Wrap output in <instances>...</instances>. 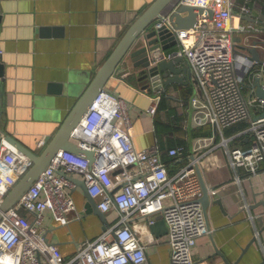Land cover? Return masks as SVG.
<instances>
[{"label": "built area", "instance_id": "1", "mask_svg": "<svg viewBox=\"0 0 264 264\" xmlns=\"http://www.w3.org/2000/svg\"><path fill=\"white\" fill-rule=\"evenodd\" d=\"M253 2V4H252ZM203 8L196 12L194 27L174 30L177 56L190 67L194 95L190 99L193 127L210 125L213 136L202 138L197 149L206 146L224 148L228 162L241 182L240 170L254 177L264 170V101L253 88L256 77L264 88V65L251 58L242 46L256 49L264 61V16L260 0H179L177 6ZM209 11H211V16ZM171 12L157 18L155 28L170 22ZM242 34L239 43L232 37ZM154 56L158 61L168 55ZM123 71L121 77H126ZM151 96L147 109L155 115L164 90H144ZM1 99V97H0ZM125 98L107 88L97 93L84 116L72 130L70 139L95 153L90 161L69 150H59L16 205L0 219V264H152L146 249L165 243L170 264H192V249L197 239L211 234L199 201L201 184L197 175L200 155H194L179 171L169 174L163 160L184 159V146L163 150L157 141L149 148L138 149L135 129ZM244 123L232 136L228 127ZM242 138L247 146H234ZM45 140L36 143L42 150ZM31 161L0 136V203L17 181L28 171ZM60 172L64 175H60ZM83 180L90 197L105 216L116 219L95 239H84L70 258H64L59 246L47 238L44 212L52 210L53 219L62 227L82 220L72 192ZM202 175V174H201ZM214 199L218 188L207 184ZM248 204L243 203L242 208ZM159 215L165 221L163 237L151 234L149 226ZM250 219L253 220L252 216ZM258 238V236H256ZM258 240V239H257ZM259 246L262 247V241Z\"/></svg>", "mask_w": 264, "mask_h": 264}, {"label": "crops", "instance_id": "2", "mask_svg": "<svg viewBox=\"0 0 264 264\" xmlns=\"http://www.w3.org/2000/svg\"><path fill=\"white\" fill-rule=\"evenodd\" d=\"M153 1L0 0L1 135H11L27 149L39 151L37 141L56 134L97 69ZM260 1L264 16V0ZM238 36L243 43L242 34L232 37L239 43ZM123 71L127 72L124 78L120 76ZM134 71L131 59L124 60L106 88L126 99L135 129V146L145 149L157 141L167 150L171 144L185 145L184 159L169 160L163 156L169 174L184 167L190 157L200 155L203 180L219 189L214 198L220 204L211 202L205 212L211 234L197 239L192 264H262L264 248L258 240L263 244L264 231L260 235L259 230L264 225V209L262 205L253 206L264 201V170L249 177L241 169L238 183L224 148L211 150L206 146L193 151L206 135L214 137L213 143L221 138L210 125L188 128L192 116L190 99L195 93L191 79L186 78L184 85L172 84L159 91L161 99L152 116L147 111L151 96L138 86ZM148 90L154 91L151 87ZM234 127L237 126L226 128L224 135L240 131ZM247 143L236 138L230 144ZM75 183L72 196L82 220L62 227L53 219L50 209L43 218L47 238L59 246L65 259L73 256L84 239H95L103 230L102 222L94 214L84 213L86 196L80 184ZM243 203L248 207L241 209ZM110 216L114 219L105 216L108 225L116 219L113 214ZM253 238L255 242L244 251ZM153 249L148 253L152 264H170L165 243L147 248L146 253Z\"/></svg>", "mask_w": 264, "mask_h": 264}, {"label": "water", "instance_id": "3", "mask_svg": "<svg viewBox=\"0 0 264 264\" xmlns=\"http://www.w3.org/2000/svg\"><path fill=\"white\" fill-rule=\"evenodd\" d=\"M179 0H154L146 11H144L124 33L114 50L106 58L107 60L97 69L94 78L86 89L81 93L77 103L70 110L67 117L62 121V124L57 129L56 134L45 137V145L42 150L33 151L27 149L14 137L6 136L17 150L23 153L31 161L28 171L17 181L11 191L5 196L0 203V219L4 214L12 209L17 204L19 199L29 190L31 184L38 179L40 174L46 170V166L59 150H69L83 155L90 161L95 159V153L80 147L70 139V134L73 128L80 123L85 112L96 98L97 93L106 88V84L113 77L116 69L124 63V60L130 58L133 67L135 68L134 76L138 86L142 89L153 88V90H165L172 84L184 85L185 79H191L190 67L183 57L177 56V41L173 35L174 30H184L194 27L196 23V12L199 13L203 8H196L190 5H180L176 8ZM170 14L171 28L168 24H164L160 28H155L154 23L157 18ZM211 16V11H209ZM255 41L251 48L242 46L251 55L254 61L264 65V61L260 58L259 52L256 49ZM168 53V54H167ZM162 54L168 55L167 58H161L154 61V56ZM160 55V56H162ZM1 67V66H0ZM253 88L256 97L264 101V88L260 85L259 78L256 77ZM191 123L189 120L190 128ZM191 129V128H190ZM1 136V133H0ZM191 159L193 158L190 157ZM60 175L64 173L60 172ZM198 179L201 184V197L199 199L202 210L205 213L209 204H220V200L212 199L209 196V190L202 178L199 168H197ZM73 180L76 178L71 177ZM80 184L86 196L85 214H94L100 222L102 228L108 226L105 215L99 211L97 203L90 197L83 183V180H75ZM262 205L264 209V201L256 204L254 207ZM151 234L157 238L165 236L167 227L165 221L159 215L155 216V221L149 226ZM264 231V225L259 230L261 235ZM255 238L243 248L244 251L255 242ZM264 248V242H263ZM216 251V250H215ZM243 251V252H244ZM216 253L220 254L219 251ZM222 256V255H221ZM264 264V262H262Z\"/></svg>", "mask_w": 264, "mask_h": 264}, {"label": "trees", "instance_id": "4", "mask_svg": "<svg viewBox=\"0 0 264 264\" xmlns=\"http://www.w3.org/2000/svg\"><path fill=\"white\" fill-rule=\"evenodd\" d=\"M242 127H244V123H241L240 125H237V127H234V128H236V129H241ZM207 133L205 132L204 134H203V136H205ZM207 136V135H206ZM176 146H178V145H181V146H184L185 148H186V146L185 145H183V144H175ZM174 144H171V147L172 146H175ZM167 158V157H166ZM169 160H173L172 158H168Z\"/></svg>", "mask_w": 264, "mask_h": 264}, {"label": "rangeland", "instance_id": "5", "mask_svg": "<svg viewBox=\"0 0 264 264\" xmlns=\"http://www.w3.org/2000/svg\"><path fill=\"white\" fill-rule=\"evenodd\" d=\"M238 37H240V36H238ZM241 38H242V37H240V39H241ZM108 215H109V218H110V219H114V218H112V217L110 216L111 213H109ZM113 215L116 217L115 214H113ZM155 247H156V245H155V246H149L148 248H155ZM150 251H154V249H153V250H148L147 253H149Z\"/></svg>", "mask_w": 264, "mask_h": 264}]
</instances>
